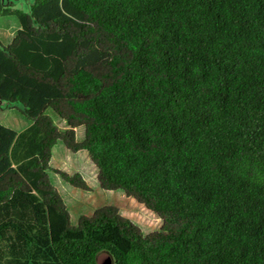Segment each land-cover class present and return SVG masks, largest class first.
Here are the masks:
<instances>
[{"label": "trees", "instance_id": "trees-1", "mask_svg": "<svg viewBox=\"0 0 264 264\" xmlns=\"http://www.w3.org/2000/svg\"><path fill=\"white\" fill-rule=\"evenodd\" d=\"M3 16L20 28L0 97L31 125L0 124V264H264V0H0ZM58 142L160 230L114 206L73 226L48 172L89 186L50 167Z\"/></svg>", "mask_w": 264, "mask_h": 264}, {"label": "rangeland", "instance_id": "rangeland-1", "mask_svg": "<svg viewBox=\"0 0 264 264\" xmlns=\"http://www.w3.org/2000/svg\"><path fill=\"white\" fill-rule=\"evenodd\" d=\"M30 0L5 1L4 5L13 10H28ZM20 28L15 16L0 17V46L7 45L11 37ZM19 107V105H16ZM17 107L6 103L0 105V124L18 133L27 129L31 122L25 118ZM46 114L53 123L62 131L68 129L65 121L61 120L52 110ZM77 141L81 142L85 137L83 127L76 130ZM50 167L60 170L71 176L81 174L89 186L84 191L65 183L54 171H49L51 184L58 190L71 216V224L76 226L81 216H90L94 211L105 206H114L119 209L122 216L131 220L143 232L144 235L159 231L162 220L153 212L147 210L131 197H127L123 191L103 190L97 180V168L92 163L86 151L73 153L69 151L62 142H58L52 150Z\"/></svg>", "mask_w": 264, "mask_h": 264}, {"label": "water", "instance_id": "water-1", "mask_svg": "<svg viewBox=\"0 0 264 264\" xmlns=\"http://www.w3.org/2000/svg\"><path fill=\"white\" fill-rule=\"evenodd\" d=\"M4 2V0H2ZM18 1V0H17ZM5 102L0 97V105L4 104ZM7 104V103H6ZM9 105V104H8ZM97 264H113L112 258L107 253H102L97 258Z\"/></svg>", "mask_w": 264, "mask_h": 264}, {"label": "flooded vegetation", "instance_id": "flooded-vegetation-1", "mask_svg": "<svg viewBox=\"0 0 264 264\" xmlns=\"http://www.w3.org/2000/svg\"><path fill=\"white\" fill-rule=\"evenodd\" d=\"M7 1V2H10L11 0H4V2Z\"/></svg>", "mask_w": 264, "mask_h": 264}]
</instances>
